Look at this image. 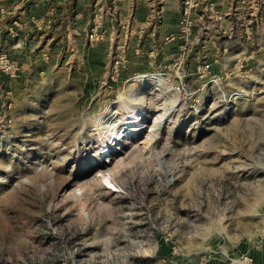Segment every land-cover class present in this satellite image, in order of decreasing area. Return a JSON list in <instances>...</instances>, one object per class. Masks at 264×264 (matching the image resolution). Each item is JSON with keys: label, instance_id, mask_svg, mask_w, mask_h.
Wrapping results in <instances>:
<instances>
[{"label": "rangeland", "instance_id": "rangeland-1", "mask_svg": "<svg viewBox=\"0 0 264 264\" xmlns=\"http://www.w3.org/2000/svg\"><path fill=\"white\" fill-rule=\"evenodd\" d=\"M34 1L0 6V264H264V0H192L169 44L153 0L138 55L132 17Z\"/></svg>", "mask_w": 264, "mask_h": 264}, {"label": "crops", "instance_id": "crops-1", "mask_svg": "<svg viewBox=\"0 0 264 264\" xmlns=\"http://www.w3.org/2000/svg\"><path fill=\"white\" fill-rule=\"evenodd\" d=\"M31 1L33 0H0V6L2 5L3 7H6L7 11H9L8 15H10L11 12L12 13L16 11L19 12L20 8L29 4ZM43 1L44 0H35L33 2L34 7L36 8L41 6ZM60 1L61 3L60 5L58 4V8L60 9L62 8V9L58 11H61L63 16H67L65 17V19H69L71 17L75 18L76 12H77L76 16L79 13H81V15H83V17L85 18L86 15L89 14L90 9H92L93 13L100 14L101 16L113 15V18L116 16L124 20L132 17L133 18L132 25H130V27L132 33L131 38L133 37L135 39L134 43H136V47H134V51H136L135 55L137 53L138 54L140 53L139 47H142V51L145 52H147V49L149 50L151 48V47L149 48V44H145V45L140 44L139 41L144 34L148 36V39H150V36L154 35V33L163 32L160 31L162 29L159 26L155 25V22L153 21L155 19L150 12L151 9L148 8L149 3H151L153 0H60ZM161 1L168 2L169 0H161ZM109 3L111 4L110 5L111 8L107 10V4ZM164 8L165 7H162V9ZM162 18H163V23L164 20L165 23L161 27H165V28L171 27L170 30L164 34L172 33L173 28L176 27L177 24L176 25L172 23L170 24L168 20L166 21L167 17L165 15L162 16ZM162 38L164 39L165 36H162ZM152 51L154 52V49H152L150 52Z\"/></svg>", "mask_w": 264, "mask_h": 264}, {"label": "bare ground", "instance_id": "bare-ground-1", "mask_svg": "<svg viewBox=\"0 0 264 264\" xmlns=\"http://www.w3.org/2000/svg\"><path fill=\"white\" fill-rule=\"evenodd\" d=\"M151 81H152V83H155L158 86L163 85V81L159 77H157V78L151 77ZM164 115H165V117H168V115H169L168 109H164ZM141 116L142 115L139 111H134V112L130 113L127 116V118L123 121L122 127H124V129L123 130L120 129L121 131L118 130V128H119L118 124H113L109 128L110 129L109 130L110 135H111V141L117 142L118 140L123 139L126 136H135V135H138L140 132H142V128H143L142 125L143 124L141 123V121H143L144 119ZM165 117L163 116V118H165ZM160 122L161 121H159V123ZM109 154L110 153L108 152V148L104 147L103 160L105 163H109L111 161ZM106 180L109 181L108 178H106Z\"/></svg>", "mask_w": 264, "mask_h": 264}, {"label": "built area", "instance_id": "built-area-1", "mask_svg": "<svg viewBox=\"0 0 264 264\" xmlns=\"http://www.w3.org/2000/svg\"><path fill=\"white\" fill-rule=\"evenodd\" d=\"M183 4L185 6L184 11H183V20L180 23L179 26V34H169L167 36H165L164 38V43L165 44H169L172 43L173 41H177V40H182V39H187V37H189V35L191 34L192 30V22H188L187 18H189V9L192 7V0H183ZM96 23H94L93 28L91 29V32H89V40L92 41L94 39V35L95 33L98 31V29L101 27V23H98V16L96 17ZM179 35V36H178ZM97 38V36H96ZM124 50V48L122 49ZM121 53L124 54V51H122ZM153 54V52H151V55ZM122 62H123V58L119 57L116 59L115 63H114V67L116 69H118L119 67L122 66Z\"/></svg>", "mask_w": 264, "mask_h": 264}]
</instances>
